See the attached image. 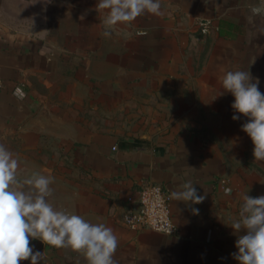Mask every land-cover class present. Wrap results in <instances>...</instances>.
<instances>
[{
	"label": "crops",
	"instance_id": "obj_1",
	"mask_svg": "<svg viewBox=\"0 0 264 264\" xmlns=\"http://www.w3.org/2000/svg\"><path fill=\"white\" fill-rule=\"evenodd\" d=\"M97 3L0 0V143L19 162L17 178L23 180L33 173L52 177L54 191L49 201L54 207L112 228L119 241L115 264H238L231 254L238 251L235 242L245 230L237 233L230 226L240 219L235 186L222 184V173L203 156L191 135L184 139L181 134L178 139L172 135L171 142L168 139L163 143L152 141L150 136L110 138L83 127L87 123L84 118L71 113L74 106H82L71 95L75 86L89 85L87 80L82 81L89 68L82 65L89 62L90 51L113 53L118 66L107 74L120 78L128 74L120 68L122 52L130 50L139 60L149 61L144 71L130 74L168 77L161 87L155 85L157 90H185L187 86H182L181 80H174L181 76V29L203 15H218L217 2L160 0V15L145 13L114 27H144L148 30L146 37L73 35V21L79 27L87 25L93 11L105 27V11L98 13ZM221 22L237 27L231 19ZM91 43L96 47L92 49ZM78 56L83 58L81 67H75ZM104 73L90 72L107 75ZM41 89L54 94L66 92L70 98L62 101L60 97V102L56 99L53 103L41 96ZM189 89L195 91L196 87ZM176 98V108L186 105L180 95ZM178 114L175 112V116ZM142 181L160 184L170 195L191 181L205 199L193 205L172 198L178 227L173 235L131 230L123 217L135 206ZM228 188L230 194L225 192ZM23 190L30 191L28 187ZM193 207L199 209L198 215L192 213ZM31 246L44 252L41 264H87L84 255L71 248L44 245L38 239L31 240Z\"/></svg>",
	"mask_w": 264,
	"mask_h": 264
},
{
	"label": "rangeland",
	"instance_id": "obj_2",
	"mask_svg": "<svg viewBox=\"0 0 264 264\" xmlns=\"http://www.w3.org/2000/svg\"><path fill=\"white\" fill-rule=\"evenodd\" d=\"M215 2L218 15H203L191 26L181 29V76L174 80H181V85L187 86L185 90H157L155 85L161 87L168 77L130 74L132 71H144L149 62L134 57L130 50L122 52L120 68L128 74L120 78L107 74L118 66L113 53L90 51L89 62L82 65L89 68L82 77V81L87 80L89 85L75 86L71 95L79 99L82 106H74L71 113L84 118L87 123L82 124L83 127L110 138L131 140L150 136L152 141L163 143L168 139L171 142L172 135L175 139L179 134L181 139L191 135L196 146L202 149L203 156L217 167V172L222 173V184L235 186V203L240 210L244 194L252 197L264 195V161L254 160L252 141L241 130L247 117L231 108L234 97L224 92L220 77L227 71L247 70L254 78H259L258 87L264 93V15L252 16L250 11L259 0ZM96 14V11L91 12V20L81 27L76 20L73 21L70 28L73 35L80 32V35L98 38L106 30L111 32L110 36L120 34L125 39L148 35V30L140 26H125L121 30L115 26H101L102 21L95 18ZM202 18L212 21L207 33L202 32L199 26ZM230 19L237 24L234 33L231 36L220 35V22ZM225 27L227 29L228 25ZM90 47L93 49L96 44L91 43ZM81 60L83 58L78 56L75 67H81ZM91 71H104L107 75L90 74ZM189 86L196 87V90L189 89ZM40 94L53 103L56 99L60 102V97L62 101L70 98L69 93L54 94L46 89H41ZM178 95L186 103L181 109L174 104ZM175 112L179 114L175 116ZM233 115H240V119L234 121Z\"/></svg>",
	"mask_w": 264,
	"mask_h": 264
},
{
	"label": "clouds",
	"instance_id": "obj_3",
	"mask_svg": "<svg viewBox=\"0 0 264 264\" xmlns=\"http://www.w3.org/2000/svg\"><path fill=\"white\" fill-rule=\"evenodd\" d=\"M37 0H35V3ZM51 2V0H47ZM96 10L105 11L104 25L108 28L129 23L149 13L161 14L160 0H98ZM252 16L264 15V0L250 8ZM252 17H249L251 19ZM83 19V17H81ZM104 36H110L106 30ZM224 92L231 93L235 113L247 117L241 130L251 139L255 161H264V93L259 90V78L247 70L227 71L220 77ZM223 95V92L220 94ZM233 115L232 119H240ZM19 162L4 144L0 143V264H41L44 252L34 251L31 240L38 239L44 245L71 248L82 253L87 264H115L113 259L118 248V238L112 228L103 223H90L82 216L66 208L57 209L49 201L53 196V178L33 173L23 180L17 178ZM28 187L30 191L23 189ZM231 189H225L226 194ZM176 201L200 204L205 196L197 194L191 181L173 191ZM240 219L231 227L239 233L235 242L238 251L232 253L238 264H264V195L242 196ZM198 215L199 209L192 208Z\"/></svg>",
	"mask_w": 264,
	"mask_h": 264
},
{
	"label": "built area",
	"instance_id": "obj_4",
	"mask_svg": "<svg viewBox=\"0 0 264 264\" xmlns=\"http://www.w3.org/2000/svg\"><path fill=\"white\" fill-rule=\"evenodd\" d=\"M199 26L202 32L207 33L212 27V21L202 18ZM171 206L172 197L162 185L142 181L136 204L124 215L123 222L131 230L148 229L164 235H173L177 233L178 227Z\"/></svg>",
	"mask_w": 264,
	"mask_h": 264
},
{
	"label": "trees",
	"instance_id": "obj_5",
	"mask_svg": "<svg viewBox=\"0 0 264 264\" xmlns=\"http://www.w3.org/2000/svg\"><path fill=\"white\" fill-rule=\"evenodd\" d=\"M234 27L235 26L233 24H229L228 28L226 29L225 22H221L219 26V33L220 35H223V36L224 35L231 36L233 34Z\"/></svg>",
	"mask_w": 264,
	"mask_h": 264
}]
</instances>
